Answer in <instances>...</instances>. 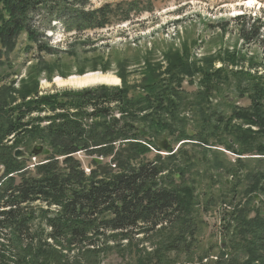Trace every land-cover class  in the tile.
<instances>
[{
  "label": "trees",
  "instance_id": "1",
  "mask_svg": "<svg viewBox=\"0 0 264 264\" xmlns=\"http://www.w3.org/2000/svg\"><path fill=\"white\" fill-rule=\"evenodd\" d=\"M144 12H153L151 1L96 7L93 0H0V54L13 53L22 35L39 54H54L58 51L51 42L59 28L77 40ZM263 20L246 14L235 18L247 44L264 40ZM164 58V72L146 59L144 82L134 88L101 86L34 97L22 93L14 105L18 90H0V264H102L103 256L114 253L123 261L137 255L126 264H175L183 256L191 263L203 224L198 219L211 199L198 210V194L185 183L186 165L177 160L185 144L209 150L216 145L209 144L206 127L198 140L185 129L190 121L181 116V108L190 109L192 98L196 103L214 98L216 82L228 81L231 74L213 70L212 64L197 68L186 53H165ZM237 76L236 90L246 91L251 106L234 111L211 134L234 135L222 144L238 156L230 167L239 176L246 170L245 178L252 181L244 199L236 202L233 191L229 202L221 201L226 247L215 264H264V204L256 209L264 202V171L249 172L243 158L255 152L260 158L252 159L264 161V77L251 72ZM195 77L201 86L193 97L183 83L190 79L192 84ZM164 134L184 142L166 157L155 140ZM12 136L9 147L5 141ZM35 145L44 147L45 158L33 167L28 158L15 157L17 149ZM155 151L154 161H148ZM78 153L92 158L89 173L75 158ZM217 158L212 165L219 163Z\"/></svg>",
  "mask_w": 264,
  "mask_h": 264
},
{
  "label": "rangeland",
  "instance_id": "2",
  "mask_svg": "<svg viewBox=\"0 0 264 264\" xmlns=\"http://www.w3.org/2000/svg\"><path fill=\"white\" fill-rule=\"evenodd\" d=\"M121 1L130 0H93V4L100 7L105 3ZM141 1L143 3L151 1L153 12L138 14L131 22L115 24L104 30L83 34L77 37V40L70 39L68 36L71 35L64 36L62 29L59 28L51 42L58 51L54 54H39L35 47H31L27 36L22 35L13 53L0 54V90L3 93L7 90L4 88L12 87L18 90L14 97L16 102L12 104L14 105L20 103L22 93L34 97L35 94L47 96L101 86L134 88L144 82L145 60L150 59L155 65H160L161 72H164L168 65L164 54L170 52L179 55L186 53L189 55V60L194 61L192 62L195 63L194 66L200 69L203 65L212 64L213 70H228L231 79L223 83L216 82L214 98L200 103H196L199 100L192 98L190 102L193 105L190 109L181 108V116L190 123L188 128L181 125L180 129L189 130L198 140V134L203 127H206L207 131L211 130L209 144L216 146L209 150L203 145L185 144L177 160L178 165H186L182 168L186 169L185 183L193 186L198 194L200 201L198 210L205 207V203L211 199L207 207L208 211L198 219L203 224L200 225L197 233L199 246L190 264H215L216 257L226 247V244L222 245L224 222L221 220L225 211L221 201L225 199L229 202L235 196L234 192L236 202L244 199L243 191L252 180L245 178L246 170L239 176L230 167L236 164L238 156L227 151L222 144L227 140H234V135L226 132L212 135L211 132L215 125L224 126L237 109L251 106L246 91L236 90L237 82L234 78H238L237 74L251 72L253 76L264 77V40L261 43L247 44L240 34V26L235 21L236 17L243 14L253 19L261 17L264 19V0ZM262 34L264 35V28ZM231 55H235V59ZM90 73L114 76L120 80V84L76 88L63 87L55 83L57 78L66 80L71 76H84ZM245 80L242 79L244 86L248 85ZM192 81L191 84L190 79H186L183 83L184 91L190 96H193L201 86L199 77L193 78ZM116 117L118 118L119 114H116ZM47 125V122L42 123L43 127ZM250 127L246 126V128ZM257 129V127L253 128V130ZM14 140L15 136H12L5 143L10 147ZM16 140H18L17 136ZM155 140L160 146L169 145L166 151L162 148L164 152L160 154L163 157L169 154L168 150L171 147L175 153L184 143H178L175 137L168 134L155 136ZM38 148L39 145L29 149L19 148L26 152L29 165L35 163L33 157L31 161L29 158L32 151ZM156 154V151L153 152L147 160L153 162ZM37 158L36 162H39L45 157L41 155ZM75 158L82 162L87 173L91 171L92 158L84 153L76 154ZM216 158L220 160L219 163L212 165L217 161ZM243 158L246 159L249 172L264 171V161L252 159L260 158L255 152ZM263 204L261 199L256 209L263 208ZM254 216L253 213L251 218ZM206 256H210L208 260L201 261L200 257ZM136 258V254H131L123 261L121 256L114 253L108 257L103 256L102 264H126L128 261L134 262ZM174 262L189 264L185 256L176 257Z\"/></svg>",
  "mask_w": 264,
  "mask_h": 264
},
{
  "label": "bare ground",
  "instance_id": "3",
  "mask_svg": "<svg viewBox=\"0 0 264 264\" xmlns=\"http://www.w3.org/2000/svg\"><path fill=\"white\" fill-rule=\"evenodd\" d=\"M251 1H249L250 3ZM55 83L59 86H71L76 88L94 87L98 85L117 86L120 80L111 75L101 73H90L84 76H71L69 79L57 78Z\"/></svg>",
  "mask_w": 264,
  "mask_h": 264
},
{
  "label": "water",
  "instance_id": "4",
  "mask_svg": "<svg viewBox=\"0 0 264 264\" xmlns=\"http://www.w3.org/2000/svg\"><path fill=\"white\" fill-rule=\"evenodd\" d=\"M169 145H162V148L166 151L168 149ZM44 152V147H41L40 149H34L32 151V155L35 157H39L41 155H43ZM26 152H24L22 149H17L15 152V157L17 159H24L26 158Z\"/></svg>",
  "mask_w": 264,
  "mask_h": 264
},
{
  "label": "built area",
  "instance_id": "5",
  "mask_svg": "<svg viewBox=\"0 0 264 264\" xmlns=\"http://www.w3.org/2000/svg\"><path fill=\"white\" fill-rule=\"evenodd\" d=\"M33 160H34L35 162L37 161V159H36V158H34Z\"/></svg>",
  "mask_w": 264,
  "mask_h": 264
}]
</instances>
